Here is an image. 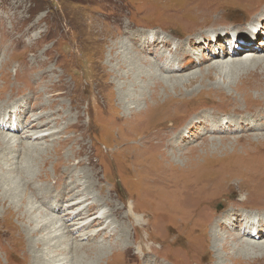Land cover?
<instances>
[{
	"label": "rangeland",
	"instance_id": "rangeland-1",
	"mask_svg": "<svg viewBox=\"0 0 264 264\" xmlns=\"http://www.w3.org/2000/svg\"><path fill=\"white\" fill-rule=\"evenodd\" d=\"M256 1V8L264 6L263 1ZM251 3L252 0H0V114L8 113L9 117L5 118L12 121L19 117V127L36 130L30 128L32 120H35L33 125L39 123V129H52L50 131L54 133L51 138L47 136L42 141L38 140L44 151L34 155L32 175L35 181L28 184L27 190L32 194L27 193V208L31 207L32 196L36 202L42 203V210L63 217L70 229L76 228V224L84 222L101 207L105 211L106 221L100 222L95 219L98 215L94 214L87 226L71 234L69 244L75 238V242L84 244L85 252H64L69 264H79V256H83L81 264H217L215 252L224 257L222 264H264L262 256H253L252 260L240 259L235 258L238 255L234 254L236 251L217 249L225 239L231 240L232 248L239 243L234 241L235 238L250 243L255 238L260 239L253 235L246 238L242 227L244 225V230H249V221L251 224L252 219H264V145L258 146L255 138L264 130L234 133L227 127L218 132V128L213 126L222 120L226 123L232 121L231 115L264 107V100L256 99L263 94L259 88H253L258 82L264 84V80L242 81V70H234L233 73H224V76L194 80L192 84L162 83L152 98L154 83L147 77L150 71H161L173 63L183 66L184 71L180 74L183 75L208 70L217 61L214 58L198 64V57L202 59L204 56L200 53L193 59L183 58L184 51L195 54L198 50L197 46L187 42L189 39L184 43L189 35H193L191 41L196 43L201 35L207 33L208 37H204L207 39L203 40L212 43L209 33L219 32L225 35L216 37L212 45L216 41L225 46L239 43L237 50L244 49L248 45L245 40L250 31L259 25L264 27V11L252 15L247 8ZM154 37L165 40V47L157 51L156 46H153V51L149 46L145 49L142 43ZM263 40L262 36L254 39L255 43ZM248 51L244 55L252 57L254 53ZM228 54L231 56L230 51ZM258 71L261 72L260 69ZM122 83L127 87L126 94L131 93L135 98L149 96L145 101L148 105L159 95V102L170 100L174 108L170 109V104H166L160 110L151 109L153 112L150 113L148 105L144 107V99H141L144 111L130 115L136 108L135 102L131 101L130 108H122L118 103L123 96L118 88ZM219 86L224 89V94L218 93L216 88ZM184 99L187 101L183 103ZM188 99L190 103H187ZM142 119L147 121L145 125L141 123ZM149 122L152 124L149 130L153 132L147 131ZM232 122L233 126L241 125L239 121ZM163 130L173 132L164 149L167 153L159 156L160 152L150 149L147 139H152L151 135L156 132L160 137ZM2 131L9 136L16 132L9 128H2ZM23 132L16 135L20 137ZM248 135L252 136L250 139L254 143L241 137ZM144 140L148 145L140 148ZM21 148L18 158L9 157L8 162L0 159V174L16 173L8 168H20L24 152ZM193 150L199 152L193 154ZM198 154H201L198 162L191 163L194 155ZM182 156L184 162L180 161ZM165 157L175 159L173 167L179 171L174 174L179 178L188 177L190 180L197 176L203 186L208 184L207 181H215L212 188L218 195L209 198L212 202L209 215L213 212L222 218L228 210L224 199L231 190L255 198L250 200L248 207L256 210L239 208L236 219L230 215L231 210L218 222L222 225H215L214 221L213 225L209 224L210 228H206L203 224L206 215L202 211L203 202L190 198L188 200L191 201L183 200L179 206L186 222L183 219L173 222L172 216L176 219L180 214L175 213L178 207L171 210V199L165 187L167 179L162 176L159 160L164 161ZM248 157L256 158L259 166L250 165ZM240 166L256 172L258 177L247 180V173ZM34 184L42 187L33 190ZM86 187L87 191H84ZM225 187L227 191L222 195ZM21 191L22 188L19 189ZM83 191L91 196L85 204L87 206L76 203L67 207L76 201L75 195L76 199L81 198L75 193ZM125 195L130 198L127 212L120 201ZM53 196L55 198L49 202L48 198ZM3 198L4 201L0 199V264H34L30 260L41 251H47V246L39 250L31 245H35L38 239L47 238L50 230L43 232L44 223H41V230L40 227L36 230L37 236H31L29 226L23 229L24 216H21L19 207L11 205V198ZM233 198L241 200L243 196L236 194ZM85 199L80 200L83 202ZM133 202L139 211L138 218L145 221L143 226L127 221L128 208ZM91 203L94 206L88 208ZM191 210L195 211V217H187ZM233 210L236 211V206ZM34 211H30L32 217L42 216L41 211L33 214ZM71 212L74 214L68 219L65 214ZM194 218L201 223V231L188 234L186 228L196 222ZM262 226L264 228V222ZM126 228L129 230L128 249H121L119 237ZM93 232L97 233L87 240L91 235L88 233ZM83 233L86 236L81 241L78 236H83ZM214 234L216 238L211 236ZM20 237L26 241V253L22 242V246H18ZM144 237L155 244L144 241ZM257 241L261 240L253 242ZM140 245H143V251L139 250ZM99 246L106 248V252L100 255L103 250H86ZM151 246L153 248L150 249ZM98 253L99 257L96 256ZM229 255L234 257L229 259Z\"/></svg>",
	"mask_w": 264,
	"mask_h": 264
},
{
	"label": "bare ground",
	"instance_id": "bare-ground-1",
	"mask_svg": "<svg viewBox=\"0 0 264 264\" xmlns=\"http://www.w3.org/2000/svg\"><path fill=\"white\" fill-rule=\"evenodd\" d=\"M258 1H263L262 3H264V0H258ZM254 3L256 5H258V2L256 0H252L251 6H247V8L251 11L252 15H255V14L259 13V12H263L264 11V6H262L260 8H256V5ZM243 6H245V5L243 4ZM244 8H246V6ZM224 22L229 23V21H224ZM263 29H264V27L260 26V25L258 27H256V28H253V30L250 31V35H248V37H247L248 39L245 40V41L248 42V45L244 46V49L240 48L239 50H237V46H240L239 43L238 44L236 43L235 45L233 43H230L231 46H228V45L225 46L223 43H220L219 41H216L215 42L216 44L212 45V43H214L216 37L225 35V34H220L219 32L209 33L210 39L213 41L212 43L210 42V40L204 41V40L207 39V38H204V37H208L207 33H204L203 35H201L199 37V40L196 43L193 42L194 44L191 41V37L193 35L187 36V38L184 40V43L186 42L187 39H189L187 42H189L192 46H197L198 50H197V52L195 54H192L190 52L188 53V52H185V51L183 53V51H181V53H183V58H187L188 57V58H192L193 59V57L196 54L200 53L201 55H204V56H202V59L200 58L201 56L198 57V59H199L198 64H200V63H204L205 64L206 60H212L214 58H215L214 60H217V61L213 62L212 65L209 66L208 70L205 69V70H201L200 72H192V73H187V74L183 73V75H180L181 72L184 71L183 66H176L175 63L167 65L161 71H159V70L150 71L149 74H148L149 76H147V77L149 78V81H152L154 83V87H152V92H151L152 98L156 94V92L158 90V87L160 88V86L163 85L164 83L165 84H173V83L174 84H180V83H188L189 82L190 84H192L194 80H199V79L204 78V77L207 78V77H211V76H215V75H220V76L223 75L224 76V73L225 74L227 72H228V74L229 73H233L234 70H242L243 76L239 75V76H242V77H240L242 81L244 79H247V81L256 80L257 78L264 80V55H262V54H264V40L261 41V42H258V43H255V41H254L255 38L258 39L261 36L264 37V33L262 32ZM208 41H209V43H208ZM166 43L167 42L165 40H163L161 38L154 37L152 40L145 41L144 43H142V45L145 46L144 47L145 49H146L147 46H149V49H151L150 51H153V49H152L153 46H156V51H157L158 48H160V49L164 48ZM150 46H152V47H150ZM144 48L142 50L143 53L145 52ZM247 50H250L248 52H252V53H254V55L252 57H250L249 55H244L245 52H247ZM178 51L179 50L177 49V52ZM229 51H230L231 56L228 54ZM205 54L208 55V56H205ZM175 56H177V54ZM227 58H229V59H227ZM145 63L148 64L147 62H145ZM259 69L261 70V72L258 71ZM171 74H174V75H171ZM125 78H126V74H125ZM243 84H245V83H243ZM125 87H126V85L123 84V83L120 86H118L119 91L121 90L122 94H123L122 98H120L119 101H118L119 105L122 106V108L123 107L124 108H130L129 104H131V101H133V102H135L136 108L132 109V111L129 113L130 115L137 114V113H139L141 111H144L145 108L142 107L141 103H143L142 102L143 100L141 101V99H144V104L143 105L145 107V106L148 105V104H146L145 101L147 99H149L148 98L149 96L144 95L142 98H135L131 93L126 94ZM253 88H259V90L261 91V94H263L262 96H260V98L257 97L256 99L257 100L258 99L264 100V84L258 82L257 85H254ZM126 89H127V87H126ZM216 89H218V93L219 94H224L225 93L224 89L221 86L217 87ZM216 96H218V95H215V97ZM132 98H133V100H132ZM159 98H160V96L158 95L155 100H153V101L150 100L151 104L147 106L148 110L150 111V113L153 112V110H151V109L160 110V108L166 106V104L167 105L170 104L169 108L172 109L173 104H172V102H170V100L168 102L167 101L166 102L165 101L159 102ZM234 99H235V97H234ZM251 99H253V98H251ZM248 100H250V98H248ZM185 101H187V99H184L183 103ZM187 103H190L189 99H188ZM184 108H186V107H184ZM2 113L0 114V130H2V128H9V129H14L16 132L14 134H12L13 136H11V135L9 136V134L5 135L7 133H3V131L0 132V149H1L0 159L2 158L4 160V162L5 161L8 162L9 161V157H12V158L13 157H17L18 158L19 155H20L19 153H20V151L22 149L21 147H23L24 152H23V158L21 160L20 168H18V169H13V168L10 169V168H8L9 170L16 171V173L7 172L6 174L5 173H3V174L1 173L0 174V184H1L0 197L2 198L3 201H4V198H3L4 196L11 198V205L12 206L13 205L14 206L17 205L16 208L19 207L20 212H21V216L22 215L24 216V218L22 219V222H23L22 225H24L23 229L25 227L27 228V226H29L30 227V231H32L31 236H33V237L37 236L38 232L36 230L39 229L41 223H44L43 224V227H44L43 232H47L48 230H50L46 234L47 238H43L42 240L38 239V240H36L35 245H31V246H33L32 248L37 247L39 250L43 246H47V251H41L39 255L36 254L35 256H33L34 257L33 260L32 259L30 260V261H32V263H34V264H69V261H68L67 257L65 256L64 252H66L68 250H73V251L76 252V254L78 252H81V250L83 252H85L83 250V248H82V246H84V244L80 243V242H75V238L73 239L74 242L69 244L70 238L72 237L71 234L75 233L80 228H83V227L87 226L88 223L90 222L89 218L92 217V215L94 216V214L98 215V217H95V219H99L100 222L103 219L106 221V219L104 218L105 217V215H104L105 211H104L103 207H101L95 213H93V214L91 213L89 215L90 217H87V219H85L84 222H81V223L79 222V224H76V225H78V226H76V228L70 229L69 227H67L63 217H59V216L53 215L51 213H48L45 209L42 210L43 209L42 208V203L41 202L40 203L36 202L35 199H33V197L31 195H30L31 198H32V202L30 204L31 207L27 208V193L28 192L30 193V191H31V190H29V191L27 190V188H29L28 184H29V182L33 183L35 181L34 180L35 177H34V175H32L33 164H34V161H35L34 160V157H35L34 155H35V153L36 154H41L42 151H44V150H42L43 148H40L42 146V144H40L39 142L44 140L47 136H48V138L53 137L54 133H52L50 131L52 129H45V130L39 129V123H37L36 125H33L35 120H32L33 122L31 123L32 126H30V128L31 129L34 128L36 130H33V131L28 130L26 126H20L19 127L18 122H17L19 120V117H16L15 121H12L11 119L5 118L6 116L9 117L8 113H6V114H2ZM216 113L222 114L221 112H218V111H216ZM18 114H20V112H18ZM22 116H24V115H22ZM34 116H37V115H34ZM34 116H33V118H34ZM42 116L43 115H40V117H42ZM230 117H231L232 121H239L241 123V125L233 126L234 122L230 121V122L226 123L225 121L222 120V122L218 121L220 124L218 123V125L217 124L213 125L215 128L216 127L218 128L216 131L221 132V130H223V129L227 128V127H228V129H232V131H234V133H237L239 131H244V130L247 131V132H253V131L260 132V131L264 130V121H262V119H264V107H262V108H260L258 110H253L252 112H248V113L234 114V115H231ZM37 118L39 119L38 116H37ZM9 121H11L12 123L10 124ZM259 121H261L260 124H259ZM146 122L147 121L144 120V119H142V121H141V123L143 125H145ZM41 123H43V122H41ZM126 123H128V122H126ZM46 124H48L47 121H46ZM222 124H224V128H223ZM151 125L152 124L149 122V125L147 127V131H151V130H149V126H151ZM42 126H44V125H42ZM231 126H233L234 129L231 128ZM21 131H24L23 135L18 137V135H16V134L17 133L19 134ZM151 132H153V131H151ZM172 132L173 131L163 130L160 133V137H159V133H157V132L153 133L151 135L152 139H150V140L147 139L148 140L147 142L149 144L150 149H153V150H156V151L160 152L159 156H162V155L164 156L167 153L164 149L167 147V141L172 136L171 135ZM260 133L261 134H257L255 136V138H257L256 142H257L258 146H260L262 144L264 145V132H260ZM176 136H174V137H176ZM241 137L242 138L244 137L245 139L252 138V136H250V135L241 136ZM38 140H41V141H38ZM144 141H145V143H144ZM144 141L141 142L140 148H141V146L145 147V145L146 146L148 145L146 140H144ZM224 141H227V140H224ZM250 141L253 142L251 139H250ZM224 145H225V147H227L226 144H224ZM144 147L142 149L145 151ZM206 147L209 148L210 145H207ZM222 147H224L223 144H222ZM221 150H222V148H221ZM56 151H57V149H56ZM149 151H151V150H149ZM239 151H241V150H239ZM191 152H193V154H195V153H197L199 151L193 150ZM150 154L152 155V153H150ZM146 155H144L143 157L145 158ZM200 155L201 154H198L197 156L194 155V160L192 162L190 160V162L191 163H197L198 162L197 159L200 158ZM171 156H172V154H171ZM244 158H247V157H244ZM165 159H166V161H165ZM165 159H164V161L163 160H159V162L161 163V169L163 171L162 172V176H165L166 179H167V182L165 183V187H167V192H168V194L170 196L169 199H171V203H172V207H173L171 210H173V209L178 207L176 209L175 213L179 212V214H180L176 219L172 216L173 222H175V220H178V219H183V221L186 222V220H184L183 210H181V208H179V206H181L183 200L191 201V200H188L190 198L194 199V200L198 199L199 202H203L202 203V209H203L202 211L205 212L204 215L205 214L206 215L204 216V221L202 219L203 217L201 219H202L203 224H204V226L206 228H210L209 224L213 225L214 221H215V225H218V224L222 225V223H218V222L223 218V216L225 214H227L231 210H232V212H231L230 215L235 217V219L238 216L237 212L240 211L241 209H251L252 208L251 210H256L253 207H248V205H251L250 204V200H256L255 198H251L250 196H248L246 194H243V193H241V192H239L237 190H234V191L231 190V191H228L226 193L227 195H226V197L224 199V202H225L226 206L228 207V210H227V212H225L223 214L222 218L219 217V215L217 213L213 214V212H212L213 215L212 214L209 215L208 209L210 208V205L212 204V202H210L209 198L210 197H216L218 195V193L216 195L217 190L212 188L215 185L214 184L215 181H211V182L207 181L208 184L206 183L205 186H203V184L200 182L201 180L198 179L197 176H195V177L191 176V177H193V179H190V180L188 179V177L187 178L182 177L184 179L179 178V177H177L174 174V172L179 171L178 170L179 168L176 167L177 168L176 169L175 167H173V165L175 163V159L173 157H167V158L165 157ZM248 159L249 160L247 162H249L250 165L259 166L257 164L260 163V162L256 158H249L248 157ZM11 161L13 162V159ZM168 161H169V163L171 165L168 163ZM180 161H182V162L185 161L183 159V156H182ZM13 164H14V162H13ZM12 165H8V167H11ZM260 166H263V165H260ZM241 167L242 166H240V168ZM242 168L245 171V173H247V175H246L248 177L247 180H249V179L253 180V179H256L258 177V175L255 174L256 172L250 171L248 168H244V167H242ZM23 174H24V176H23ZM246 176H244V177H246ZM27 179H29L28 182H27ZM54 182L56 183V181H54ZM80 185L82 186L83 184L80 183ZM40 186L41 185L37 186V185L34 184L31 187V189H33V190L36 189L37 190V187H40ZM200 186H202V189L200 188ZM20 188H22L21 192H19ZM39 189L41 190L42 188H39ZM226 189H227V187H225L222 190L223 191L222 195L225 194V192L227 191ZM84 191H87V187L84 189ZM84 191L75 193V194H77V196H79V197L81 196V198H86L83 202L80 200L81 198L76 199L77 197L75 195V199L74 200H76V201H73L71 204H67V207L75 206L76 203H81V204H84L83 206H85V204L88 201H90V199H91L90 197L91 196H89V194L87 192H84ZM213 191L215 192V194L213 193ZM43 192H42V194H43ZM30 194H32V193H30ZM236 194H241L243 196V199L238 200V199L233 198ZM206 195H211V196H206ZM192 196H194L195 198H192ZM258 197H260V196H258ZM36 198H37V195H36ZM54 198H55L54 196L51 197V199L48 198L49 202H51ZM123 199L124 200L121 199L120 201H121V204L123 205V209L125 210L126 206H127V201L130 202V198H128L125 195ZM247 200H248V203L246 204ZM44 203L46 204L47 201L44 202ZM261 204H263V202ZM90 205L92 207L94 206L93 203H91V204H89L88 208L90 207ZM234 206H236V211L233 210ZM49 208L52 209V206H49ZM239 208H241V209H239ZM33 209L35 210L33 212V214H36L37 212L41 211V215L42 216L38 215V216L32 217V214H31L30 211H32ZM79 210H80V208H79ZM126 212H127V209H126ZM193 212H195V211H193ZM193 212L191 210V212L189 213V216H187V217L194 216L195 213H193ZM203 212H202V214H203ZM73 214L74 213L71 212L69 214L66 213L65 215L69 216L68 219H70ZM138 214H139V211H137V206L133 202V204H130L129 208H128L127 221H129L130 223L134 222V225L137 224L138 226L139 225L143 226L145 221L142 220V218L141 219L138 218ZM198 214H200V213H198ZM47 216H50V218L48 219ZM108 216H109V214H108ZM196 217H198V215ZM199 217H201V216H199ZM241 217H243V216L241 215ZM194 219L196 220V218H194ZM105 221H102V222L105 223ZM183 221L180 222L181 225L183 224ZM210 221H212V224H211ZM251 221H252L251 224H250V221L247 224V228L249 230H247V229L244 230L245 227L243 225V227H242L243 233H244L243 236H245L247 238V236L251 237L253 235L254 237H259L260 238V239L255 238V239H253V241L254 240H261V241H257V242H253L252 241L250 243L249 241H243L241 239L239 240V239L235 238L234 241H239V243L238 244H234V246L232 248V246L230 245V243H232L231 240L230 239H225L221 246L220 245L217 246L218 251H220L219 249H221L224 252H226V251L229 252L231 250H233L234 252L236 251V253H234V254L238 253V255H236L235 258H240V259L241 258H245V259H248V260H252L253 256H260V257L262 256V257H264V241H263L264 240V228L262 226L263 222H264V219H259L258 221L255 220V219H252ZM180 223H178V224H180ZM187 224H189V223H187ZM187 224H186V226H187ZM197 225H199V226L197 227ZM257 225H258V227H256ZM184 228H186V227H184ZM178 229H180V228H178ZM186 229H187V233L188 234H196L198 231H201V223L198 220H196L195 223L193 222V225L191 227L186 228ZM25 230H27V229H25ZM39 230H41V227H40ZM128 231L129 230H127V228H126L125 231L124 230L122 231L123 233L119 237V240H121V245H122V246H120L121 249H122V247L124 249H128V247H126L127 246V241H128ZM83 232H84V230H83ZM140 232H141V230H140ZM182 232H183V230H182ZM212 232H213V230H212ZM95 233H97V232L88 233V235L89 234H91V235L87 236V240L89 238L93 237L92 235H94ZM84 236H86L85 233H83V236L82 235L78 236V239L80 238L79 240L84 241V238H83ZM211 236H213L214 238L217 237L215 234L211 235ZM240 236H241V234H240ZM243 236H241V237H243ZM22 237H20V240H18L17 238L16 239H17V241L19 243L18 246H22L20 242H22L24 244V249L26 248L24 251L26 253L27 245L25 244L26 241H24V239ZM236 237H238V236H236ZM143 239H144V241H147V240L151 241L150 238H148V237L147 238L144 237ZM151 243L155 244L152 241H151ZM29 244H30V241H29ZM194 244H196V243H194ZM16 245H17V242H16ZM142 246L140 245L139 250H142ZM161 247H162V245H160V248ZM44 248H46V247H44ZM151 248H153V246H151L150 249ZM197 248H196V250H197ZM214 248H215V246H214ZM86 250H88V251L90 250V251H94V252L103 250V251L100 252V255L103 254V252H106L105 251L106 248H103L101 246H99V247H88V248H86ZM160 251H161V249H160ZM193 253H195V251ZM198 254L195 255V256H198ZM215 254H216V258H217V264H222L224 257L219 256V254H217L216 252H215ZM100 255H99V253L96 254L97 257H99ZM26 256H27V254H26ZM195 256H193V257H195ZM233 257H234L233 255H229V259H231ZM82 258H83V256H82ZM82 258L79 256V260H77V263L81 264L82 263ZM197 258L195 259V261L198 260ZM201 258H202V256H201ZM22 262H24L23 258H22ZM71 264H73V263H71Z\"/></svg>",
	"mask_w": 264,
	"mask_h": 264
}]
</instances>
